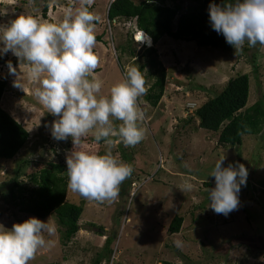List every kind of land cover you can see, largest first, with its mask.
Listing matches in <instances>:
<instances>
[{"label":"rangeland","instance_id":"374dc122","mask_svg":"<svg viewBox=\"0 0 264 264\" xmlns=\"http://www.w3.org/2000/svg\"><path fill=\"white\" fill-rule=\"evenodd\" d=\"M141 1L144 0H133ZM180 1L181 12L192 6L190 0ZM110 2L94 0L89 9L97 17L95 34L106 31L102 40L105 44L96 43L93 49L99 64L89 79L101 80V95H107L110 87L122 80L126 69L133 64L138 68L145 61L140 56L153 47L157 61L168 72L164 96L154 110L141 101L143 96L138 98L144 114L151 113L139 122L145 131L140 143L126 147L116 139L111 145L112 155L133 167L131 176L120 185L118 197L97 202L73 193L68 187L66 201L83 207L78 223L81 235L62 246L56 218L48 216L43 222L49 219L56 231L44 234L47 246L38 250L29 264H92L96 254H105L106 238L110 240L111 254L101 264H264V237L257 232L264 224L260 219L264 193L259 191H264V130L257 137H244L241 148L234 149L218 144V133L197 128L198 120L193 116L202 103L220 93L228 80L238 75H247L250 80L246 106L262 100L264 46L249 47L245 43L242 52L233 49L224 53L165 37L157 45L148 46L137 43L135 33L131 47L139 58L131 63V58L122 56L117 45L126 42L127 33H134L135 28L122 21L114 24L115 28L109 27L106 13ZM165 5L172 6V2L165 1ZM42 6L36 0H0V25H7L18 15L34 16L44 22ZM67 7H79V0H50L46 21L60 22ZM8 62L17 76L9 74ZM0 79L8 83L0 107L29 133L26 148L13 161H0V186L13 177L17 165L26 159L61 161L66 165L71 152L103 155L108 151L109 146L104 141L95 142L91 133L82 138L78 147L73 146L71 138H52L50 127L58 117L47 113L34 98L32 91L37 85L28 80L25 64L10 52L0 56ZM15 79L23 89L13 87ZM151 83L146 80L145 87L148 89ZM223 155L222 167L239 163L248 171L238 208L227 216L225 224L221 223L222 216L208 207V189L201 186L206 181L213 184L210 189L215 187L209 174ZM248 179L257 188L258 194L254 195L260 202H249L243 194L242 188L251 192ZM185 184H190L191 189L181 191ZM6 191L0 189V193ZM175 216L181 217L183 223L178 234L170 235L168 228ZM29 217L32 216L20 214L17 208L5 203L0 195V225L10 230L14 223ZM175 241H180V246Z\"/></svg>","mask_w":264,"mask_h":264},{"label":"clouds","instance_id":"9594fccd","mask_svg":"<svg viewBox=\"0 0 264 264\" xmlns=\"http://www.w3.org/2000/svg\"><path fill=\"white\" fill-rule=\"evenodd\" d=\"M93 2L79 0V7L65 8L58 23L18 15L7 25H0V56L10 52L25 64L28 80L37 85L32 95L47 113L58 117L50 127L54 140L71 138L73 146L78 147L91 133L95 142L104 141L109 146L103 155L75 151L66 158L69 189L85 199L104 202L115 200L120 185L133 173L132 165L112 155L111 145L113 138L126 147L144 139L139 122L145 114L137 101L148 89L135 66L126 69L122 80L113 84L107 95H101V80L89 79L99 64L93 51L97 17L89 10ZM208 16L211 28L223 35L235 52H242L245 43L249 47L264 46V0H224L222 6L210 4ZM136 39L137 43L151 45L146 33ZM7 68L9 74L17 76L11 62ZM13 87L23 89L17 79ZM114 121L121 123L117 127ZM224 160L223 155L209 174L215 187L208 189V207L227 217L238 208L248 171L239 163L222 167ZM191 187L185 184L181 191ZM55 231L49 219L43 222L35 217L14 223L10 230L0 225V264H29L37 251L47 246L44 234ZM175 243L180 246L181 242Z\"/></svg>","mask_w":264,"mask_h":264},{"label":"trees","instance_id":"16d2710c","mask_svg":"<svg viewBox=\"0 0 264 264\" xmlns=\"http://www.w3.org/2000/svg\"><path fill=\"white\" fill-rule=\"evenodd\" d=\"M40 1L41 17L45 21L50 0ZM106 19L110 25L122 21L134 26V33H127L128 40L117 45L122 56H129L131 63L139 57L131 47L132 37L136 32L146 33L151 38L152 45H157L164 37L175 42H193L199 48L219 50L224 53L233 51V47L226 43L223 35L217 34L209 22L208 8L210 4L223 5L224 0H190L192 6L183 9L180 0H144L134 3L133 0H110ZM165 1L172 2L166 6ZM52 23L51 20H49ZM105 29L101 35H96V43H102ZM104 43V42H103ZM105 44V43H104ZM156 50L149 47L140 56L145 60L138 69L144 76L145 83L152 81L142 102L154 110L164 96L168 72L157 61ZM120 63V58H118ZM142 60V61H143ZM121 64V63H120ZM123 69V66L120 65ZM134 66V64L132 65ZM147 69V70H146ZM146 70V74L144 71ZM8 89V83L0 79V102ZM250 93V80L247 75H238L226 83L224 89L208 98L195 111L194 117L198 120L197 128L211 133H218L217 143L232 148H241L244 137H257L264 130V96L250 107H247ZM144 109V108H143ZM150 117L151 113L146 112ZM145 114V118H147ZM120 121H114L119 126ZM29 133L9 113L0 107V161H13L26 148ZM116 138H113L115 141ZM32 166V167H31ZM34 166V167H33ZM31 169L30 171H28ZM67 165L61 161L34 162L31 159L21 161L14 170L13 177L0 186L6 188V193H0L5 203L11 204L23 215L35 217L41 221L54 215L59 227L61 245L66 246L74 240L79 232V220L83 212L81 205H73L66 201L68 189ZM250 182L251 192L242 188L248 201L260 200L254 195L257 188ZM264 182V181H263ZM262 182V183H263ZM202 187L210 189L213 184L203 182ZM264 193L263 190H259ZM258 196V195H257ZM261 204L263 202L261 201ZM257 206V203L254 204ZM264 207V204H263ZM264 221V208L261 211ZM221 223L227 222V217L220 214ZM259 219V220H260ZM218 220V219H217ZM183 219L175 216L169 225L168 234L176 235L180 232ZM261 228V229H260ZM264 224L257 228L260 236L264 237ZM109 238L105 239L103 252L96 254L92 264H101V260L110 256Z\"/></svg>","mask_w":264,"mask_h":264},{"label":"crops","instance_id":"0c3cea01","mask_svg":"<svg viewBox=\"0 0 264 264\" xmlns=\"http://www.w3.org/2000/svg\"><path fill=\"white\" fill-rule=\"evenodd\" d=\"M80 231H81V229H80ZM80 231L78 232V234L76 235V237L81 235V232H82V231H81V232H80ZM103 236H104V235H103V233H102V237H103ZM76 237L74 238V240H73V241H75V240H76ZM73 241H72V242H73Z\"/></svg>","mask_w":264,"mask_h":264},{"label":"bare ground","instance_id":"6f19581e","mask_svg":"<svg viewBox=\"0 0 264 264\" xmlns=\"http://www.w3.org/2000/svg\"><path fill=\"white\" fill-rule=\"evenodd\" d=\"M141 34H143L142 32H139V34L138 35H136V37H138V36H141ZM139 43V42H138ZM151 46V45H150Z\"/></svg>","mask_w":264,"mask_h":264}]
</instances>
